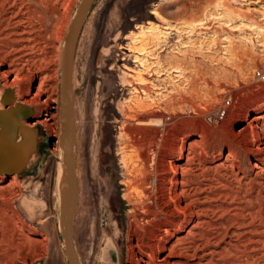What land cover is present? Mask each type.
<instances>
[{"label":"rangeland","instance_id":"1","mask_svg":"<svg viewBox=\"0 0 264 264\" xmlns=\"http://www.w3.org/2000/svg\"><path fill=\"white\" fill-rule=\"evenodd\" d=\"M81 1L21 0L34 16L33 20H26L29 28L26 31L30 32V43L23 44L26 50L15 42L13 26L8 20H0V67L8 70L18 64L24 66L14 94L18 90L27 91V76L41 75L45 92L42 98L49 101L61 98L62 69L60 61L51 57V43L64 49ZM226 1L233 9L243 13L250 11L259 20L243 19L237 14L223 16L224 9L218 5L222 0L96 1L85 24L75 62L73 110L79 200L73 239L80 264H102L101 256L109 238L118 244L121 264H130L128 235L135 229L130 227L132 207L126 199L129 171L126 165L131 163L132 156L133 163L141 167L142 162L136 158L137 143L145 129L140 130L126 113L131 116L140 112L148 115V119L164 117L170 132L182 130L193 134L214 165L218 163L217 151L222 152L223 161L228 151L233 150L240 157L242 167L250 169L242 148L232 143V133L245 125L240 115L248 105L264 100V20L260 18L264 14V0ZM154 10L162 13L173 28L169 32L173 47L163 51L148 46L149 55L145 60H149L151 67L155 66L153 72H148L152 89L148 98L140 95L136 100L134 89L122 84L125 64L132 68L137 66L133 65L134 57L127 51L131 41L126 38L132 32L140 33L136 30L140 26L148 29L151 25L158 26V31L163 33L165 22L152 14ZM193 28L197 30L195 34L191 32ZM235 53L242 57L237 59ZM170 68H179L182 75ZM59 70L57 81L53 75ZM13 77L14 74H10L7 80ZM54 85L57 94L52 91ZM153 85L162 90H155ZM34 87L27 96L16 98L17 102L33 99L38 82ZM6 90L4 88L3 94ZM180 98H186L189 107L175 106L173 102ZM138 102L148 106V110L139 111ZM49 105L47 108L39 104L33 106V119L38 122L49 119L47 124H35L32 128L39 137L33 161L17 175L16 184L10 188L7 185L11 179L0 178L3 187L0 188V264H70L59 224L58 169L60 161L63 162L61 111L55 112L51 109L55 104ZM157 129L155 126L146 128L148 137ZM237 141L245 147V137ZM169 151L160 149L153 163L152 148L148 145V198L163 175L162 156ZM158 188L157 204L161 201L163 186L158 183ZM107 216L109 226L105 223ZM162 219L160 216L158 221ZM109 228L110 234L105 236ZM151 228L148 226V232L137 229V235L141 239L149 238Z\"/></svg>","mask_w":264,"mask_h":264},{"label":"bare ground","instance_id":"2","mask_svg":"<svg viewBox=\"0 0 264 264\" xmlns=\"http://www.w3.org/2000/svg\"><path fill=\"white\" fill-rule=\"evenodd\" d=\"M230 4L226 0H222L218 4L224 9L223 16L227 17L228 15L237 14L243 19L259 20L252 12L243 13L233 9ZM27 10L28 8L21 4V0H0V20H8L10 25L13 26L12 37L16 39L15 42L17 44H21L23 50H26L27 47L23 44L29 42L28 36H30V32L26 31L29 29L26 20L34 19L33 14ZM42 14L44 13L42 12ZM152 14L159 21L165 22L166 26L163 29V31L165 30L163 33L158 31V26L151 25L150 29L140 26L136 28L140 33L132 32L126 38V40L131 41L127 51L133 55L134 61L132 63L137 66L132 68L125 64L122 84L124 87L134 89L137 96H134L136 100L139 99L140 95L148 98L152 89V87L150 88L152 81L148 80V72H153L155 66L151 67L149 60H145L149 55L148 46L153 45L152 48L163 49V51L173 47L169 38V35H171L169 32L173 28L167 23L168 21L162 13L154 10ZM235 16L233 17L235 18ZM230 17L232 19V16ZM260 18L264 20V14ZM253 23L258 26L256 21H253ZM194 31L196 32L197 30L193 28L191 32ZM149 35H151V38H149ZM148 38L150 40L149 43ZM262 39L264 40V37ZM217 42H215V46ZM51 47L53 49L51 57L55 60L57 59L58 62L60 61L61 70L63 49L57 47L54 42L51 43ZM234 56L237 59L242 57L239 53H235ZM123 61L126 63L130 62L127 60ZM75 62L76 58L73 64V95ZM159 69H162V67ZM173 69L170 68L169 70L182 75L179 68ZM60 70L59 73H54V80L57 78L58 81ZM23 72L24 66L19 64L14 68L9 67L8 70L0 67V101L5 94H3L4 88L12 91L16 89L20 74ZM10 74H14V77L7 80ZM43 79L41 75L27 76V91H15V97L22 99L27 96L35 88L36 82H38L36 93L30 101L24 99V101L17 102L16 100V102L31 109L38 104L47 108L50 103H53L55 106L51 109H54L55 112L61 111L60 97L54 98L52 101H49L48 98H42L45 94L42 88ZM58 85L59 82L57 87ZM153 86L155 90H162L161 88L159 89L158 85ZM57 87L53 86L52 91L54 93H56ZM173 103L181 108L189 107V102L186 98L177 99ZM157 107L161 109V106ZM138 109L139 111H146L148 106L139 103ZM126 117L133 121L140 130L145 129L141 136L142 139L137 143L138 155H136V158L140 163L142 162L141 167L138 165L139 163L137 165L133 163L134 157L132 156L130 157L131 163L128 161L130 164L126 165L129 169L127 171L128 181L125 184L128 190L126 199L132 207L129 215L130 227L135 229L133 234L130 235L129 232L128 235V248L131 253L130 264H264V100L248 105L240 115L241 122L245 125L232 133L234 140L232 143H235L238 148H242L250 162L251 167L249 170L242 167L240 157L233 150L228 151V155L223 161L222 152L217 151L215 160H218V163L214 165L207 151L201 148L202 144L194 139L193 134L182 130L174 133L170 132V125L164 117L148 119V115H141L140 112L131 116L126 113ZM50 119L52 120L53 117H50ZM48 120L45 119L42 122H38V119H34V121L30 122L33 124H28L26 121L24 129L20 132L21 140L27 130H33L32 128H34L35 124L45 125ZM73 121L76 132L78 175L77 131L74 110ZM154 126L159 129L148 137L146 128ZM54 132L56 134L55 130ZM242 137H245L246 140L245 147L241 142L237 141ZM168 138L172 139V141L169 142ZM148 145L152 148L153 163L156 162L160 149L167 148L170 150L162 156L164 164L163 175L156 182V187H154L153 193L149 198ZM61 153L63 162L60 161L58 169L60 227H62L65 214L62 204L65 177L63 147ZM34 156L35 154L31 156L29 162L33 161ZM0 178L4 179V175H0ZM10 179L7 185L9 188L10 185L16 184L17 175ZM158 183L163 186V190L161 192V201L157 204ZM232 187L235 189H232ZM0 188L3 187L0 186ZM218 214L220 217L217 219L216 216ZM160 216L163 217L162 221H158ZM225 216L229 217L224 218ZM155 222L158 223L155 224ZM105 223L106 226H109L110 219L108 216L105 218ZM148 226H152L151 231L149 230V238L145 239L142 237L143 239H141V236L137 235V229L148 232ZM110 231L111 229L109 228L105 236H109ZM66 254L69 259L67 250ZM101 262L102 264H121L120 252L115 239H108L101 256Z\"/></svg>","mask_w":264,"mask_h":264},{"label":"water","instance_id":"3","mask_svg":"<svg viewBox=\"0 0 264 264\" xmlns=\"http://www.w3.org/2000/svg\"><path fill=\"white\" fill-rule=\"evenodd\" d=\"M97 0H82L67 33L62 60L61 143L64 150L65 177L63 182L62 236L70 264H80L73 239V225L79 200L77 175L76 132L73 121V64L87 19ZM34 110L16 102L12 90H6L0 101V175L11 178L24 171L36 152L39 137L27 130L24 123L32 122Z\"/></svg>","mask_w":264,"mask_h":264}]
</instances>
